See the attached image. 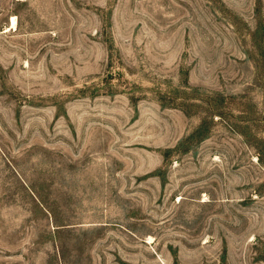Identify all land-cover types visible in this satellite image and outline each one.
I'll list each match as a JSON object with an SVG mask.
<instances>
[{
  "label": "rangeland",
  "instance_id": "374dc122",
  "mask_svg": "<svg viewBox=\"0 0 264 264\" xmlns=\"http://www.w3.org/2000/svg\"><path fill=\"white\" fill-rule=\"evenodd\" d=\"M0 264H264V0H0Z\"/></svg>",
  "mask_w": 264,
  "mask_h": 264
},
{
  "label": "bare ground",
  "instance_id": "6f19581e",
  "mask_svg": "<svg viewBox=\"0 0 264 264\" xmlns=\"http://www.w3.org/2000/svg\"><path fill=\"white\" fill-rule=\"evenodd\" d=\"M15 24V23H14Z\"/></svg>",
  "mask_w": 264,
  "mask_h": 264
}]
</instances>
